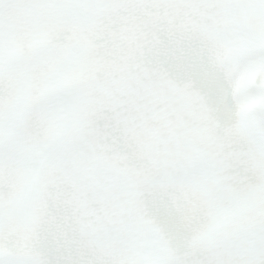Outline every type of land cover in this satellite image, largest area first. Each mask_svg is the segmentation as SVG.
I'll return each mask as SVG.
<instances>
[{
    "label": "snow or ice",
    "instance_id": "1",
    "mask_svg": "<svg viewBox=\"0 0 264 264\" xmlns=\"http://www.w3.org/2000/svg\"><path fill=\"white\" fill-rule=\"evenodd\" d=\"M0 264H264V0H0Z\"/></svg>",
    "mask_w": 264,
    "mask_h": 264
}]
</instances>
